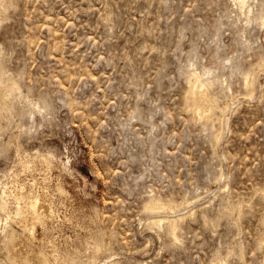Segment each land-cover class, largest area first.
Here are the masks:
<instances>
[{"label":"rangeland","instance_id":"obj_1","mask_svg":"<svg viewBox=\"0 0 264 264\" xmlns=\"http://www.w3.org/2000/svg\"><path fill=\"white\" fill-rule=\"evenodd\" d=\"M0 205V264H264V0H0Z\"/></svg>","mask_w":264,"mask_h":264},{"label":"bare ground","instance_id":"obj_2","mask_svg":"<svg viewBox=\"0 0 264 264\" xmlns=\"http://www.w3.org/2000/svg\"><path fill=\"white\" fill-rule=\"evenodd\" d=\"M238 2H239V4L241 5V7H244V5L246 4V2H247V0H237ZM251 10H252V8H248L247 9V13L249 14L250 12H251ZM198 76V75H197ZM203 84V83H202ZM201 84V85H202ZM201 87H203V86H201ZM194 88V87H193ZM201 90V89H200ZM205 91V90H204ZM204 95V94H203ZM211 102V101H210ZM210 108V107H209ZM198 110V109H197ZM196 110V111H197ZM205 112V111H204ZM207 113H210V112H207ZM198 114V113H197ZM200 116V115H199ZM196 117H197V115H196ZM203 117V116H202ZM209 119V118H208ZM45 156V155H44ZM49 156V155H48ZM49 158H51V157H49ZM18 199V201H17V207H16V209H15V213L17 214V215H21V214H23V207H22V205H21V202H20V199L19 198H17ZM16 199V200H17ZM152 200V199H151ZM5 201V200H4ZM7 202V201H6ZM3 203V202H2ZM2 206H4L3 204H1ZM0 205V206H1ZM30 206L32 207V208H34L35 210H39V209H43V207H42V205H40V203H39V201L35 198V200L34 201H32L31 203H30ZM4 207H6V203H5V206ZM25 207V206H24ZM0 208H2V207H0ZM8 208V207H7ZM44 211H45V209H44ZM28 216V218H30V215H28V214H25V215H21V216ZM16 216V215H15ZM14 217V216H13ZM22 217V218H23ZM25 218V217H24ZM27 219V218H26ZM28 221V219L26 220V222ZM26 222H25V224H26ZM23 223V222H22ZM23 225H24V223H23ZM27 226V225H26ZM5 227V226H4ZM36 227V226H35ZM175 227V226H174ZM4 229V228H3ZM2 229V230H3ZM7 229V228H6ZM30 230V231H32V229H33V227H26V230ZM25 230V231H26ZM4 231V230H3ZM24 231V230H23ZM31 235H32V233H31ZM33 236V235H32ZM5 238V237H4ZM26 238H27V236H26ZM26 238H21L19 241H21V246H22V248L24 249V251H25V249H26V247H28V243H27V241L25 240ZM14 248V247H13ZM38 254H36V252H35V254H34V256L36 257ZM37 259V258H36ZM44 259V258H43ZM48 259V258H47ZM41 260V259H40Z\"/></svg>","mask_w":264,"mask_h":264}]
</instances>
